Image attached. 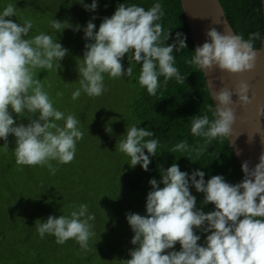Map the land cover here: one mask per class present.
<instances>
[{
  "label": "clouds",
  "instance_id": "clouds-1",
  "mask_svg": "<svg viewBox=\"0 0 264 264\" xmlns=\"http://www.w3.org/2000/svg\"><path fill=\"white\" fill-rule=\"evenodd\" d=\"M76 2L86 11L95 12L98 7L97 0L91 4L84 0ZM15 15L12 4L0 12V139L8 144L9 135L15 137L17 165L47 166L55 174L57 169L50 161L70 163L83 132L75 115L65 117L53 106L40 80L34 78V70L53 69L54 61L58 62L56 69H60V62L69 50L43 32L26 39L33 21L20 24L10 19ZM163 15L160 3L148 10L120 3L110 17L102 19L98 30L93 23L97 17L93 15L83 27L86 41L83 64L77 65L80 87L72 93V99H79L81 92L90 97L102 95L104 74L110 78L131 77L133 60L142 65L139 84L149 95H156L159 76L164 77L165 83L173 77L184 82L185 77L174 66L173 51L187 48V37L181 32H176L174 39L170 31L165 35L157 23ZM49 24L57 31L81 28L79 24L73 26L67 20L55 18ZM206 37L202 45L194 48V56L188 63L205 71L217 68L231 74L252 71L257 59L253 41L264 42L259 32L244 40L240 35L215 28H209ZM170 39L173 42L165 45ZM130 52L132 55L128 56ZM126 54L127 68L122 63ZM249 91L250 85L245 81L234 88L221 87L214 93L215 118L210 121L205 115L193 119L191 134L203 136L206 144L218 137L232 136L237 119L235 106L244 107L250 102ZM234 94L238 97L236 101L232 99ZM25 112L30 115L25 117ZM257 115L264 116V109H259ZM18 118H27L28 123H18ZM57 121L64 124L61 126ZM106 132L111 134L112 128L106 127ZM153 135L145 127L132 125L127 128L126 138L116 143V149L130 157V167L139 164L149 171L150 157L157 155L159 142L145 138ZM187 150V142L182 141L172 153ZM241 171L243 178L233 184L222 175L205 180L204 171L197 169L189 174L181 171L177 163L167 169L161 166V179L149 180L146 214L126 213L134 233L130 242L135 247L129 249L130 258L124 259V264H264V153L252 167L244 161ZM190 187L203 193V204L211 203L214 210L205 212L198 208ZM94 219L88 206L81 204L69 215H48L36 224V230L41 239L45 234L53 235L58 244L73 239L86 252L94 235L90 223ZM197 230L206 234L204 244L199 243L201 235ZM177 243L179 250L175 249Z\"/></svg>",
  "mask_w": 264,
  "mask_h": 264
},
{
  "label": "trees",
  "instance_id": "trees-1",
  "mask_svg": "<svg viewBox=\"0 0 264 264\" xmlns=\"http://www.w3.org/2000/svg\"><path fill=\"white\" fill-rule=\"evenodd\" d=\"M92 0H84L91 4ZM236 33L248 40L251 33L264 35L262 0H221ZM95 12L86 11L76 0H0V12L12 4L16 15L13 21L23 24L32 20L33 27L26 39L41 32L50 35L69 51L50 70L35 69L34 78L40 80L43 90L49 95L53 106L65 117L72 113L79 121L78 128L83 138L76 143L74 159L67 164L52 160L57 169L52 174L47 166L17 165L15 137L9 135L8 144L0 139V264H124L129 259V249L134 235L126 213L146 214V196L151 190L149 180L161 179V166L167 169L177 163L181 171L191 174L194 170L205 172V180L213 175H222L229 183H238L243 178L238 161L228 137H218L211 143L203 136L191 134L192 120L207 115L212 121L215 102L204 74V70L188 63L196 47L188 35L189 26L181 0H97ZM120 3L135 4L148 10L160 3L164 15L160 23L166 35L169 31L187 37V48L174 49V66L185 81L177 82L173 77L165 83L159 76L156 95H149L139 84L141 64L131 62V77L110 78L104 74L105 91L98 97L81 92L77 100L72 93L80 87L77 65L83 64L85 39L83 27L95 15L97 30L104 17H110ZM67 20L79 31L66 28L57 31L49 21ZM7 19V18H6ZM163 40V37L161 38ZM173 39L164 44L172 43ZM254 48L261 46L253 41ZM132 53H128L131 56ZM129 66L127 54L122 60ZM15 115V114H13ZM30 114L25 112L24 116ZM18 123H28L27 118H18ZM61 126L64 121H57ZM137 125L154 132L157 139V155L150 157L149 171L140 165L129 166L130 157L116 149V143L126 138L127 128ZM112 133L106 132V127ZM188 144L187 151L172 149L182 142ZM199 149V152L197 151ZM147 154V150L145 149ZM198 178V177H197ZM163 186L162 184L160 185ZM190 191L197 198V207L205 212L214 210L211 203L203 204V193L194 187ZM86 204L89 214L95 219L94 235L89 240V250L84 251L73 239L58 244L53 235L45 234L41 239L36 224L48 215H69L79 205ZM199 243L204 244L205 233ZM180 245L177 243L176 250Z\"/></svg>",
  "mask_w": 264,
  "mask_h": 264
},
{
  "label": "water",
  "instance_id": "water-1",
  "mask_svg": "<svg viewBox=\"0 0 264 264\" xmlns=\"http://www.w3.org/2000/svg\"><path fill=\"white\" fill-rule=\"evenodd\" d=\"M181 1L189 26L188 35L193 38L196 46L205 42L206 31L209 28L237 34L221 0ZM262 7L264 14V0ZM255 49L256 66L250 72L231 74L217 68L204 70L215 107L214 93L221 87L234 88L240 81L250 85L248 93L251 97L250 102L244 107L235 106L237 119L233 125V135L228 137L240 164L248 161L250 167L258 163L259 156L264 153V116L259 118L257 115L259 109H264V42L261 41V46ZM232 99L236 101L238 97L234 94ZM249 137H252L251 141Z\"/></svg>",
  "mask_w": 264,
  "mask_h": 264
},
{
  "label": "rangeland",
  "instance_id": "rangeland-1",
  "mask_svg": "<svg viewBox=\"0 0 264 264\" xmlns=\"http://www.w3.org/2000/svg\"><path fill=\"white\" fill-rule=\"evenodd\" d=\"M70 114H72V113H70Z\"/></svg>",
  "mask_w": 264,
  "mask_h": 264
}]
</instances>
